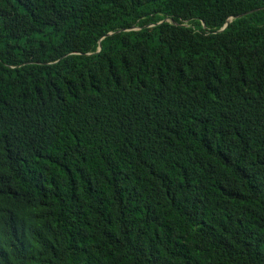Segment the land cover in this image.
Masks as SVG:
<instances>
[{
    "label": "trees",
    "instance_id": "16d2710c",
    "mask_svg": "<svg viewBox=\"0 0 264 264\" xmlns=\"http://www.w3.org/2000/svg\"><path fill=\"white\" fill-rule=\"evenodd\" d=\"M0 264H264V0H0Z\"/></svg>",
    "mask_w": 264,
    "mask_h": 264
},
{
    "label": "water",
    "instance_id": "95a60500",
    "mask_svg": "<svg viewBox=\"0 0 264 264\" xmlns=\"http://www.w3.org/2000/svg\"><path fill=\"white\" fill-rule=\"evenodd\" d=\"M231 18H232V17H230V18L227 20L226 24L222 27V29H224V28L229 24ZM171 21L175 23V21H174L173 19H171ZM220 30H221V29H220ZM110 33H111V32H110ZM110 33H108V34H110ZM99 49H101V46L99 47Z\"/></svg>",
    "mask_w": 264,
    "mask_h": 264
}]
</instances>
